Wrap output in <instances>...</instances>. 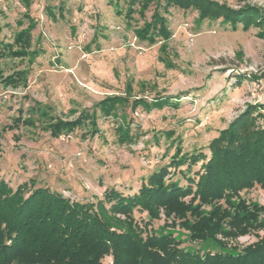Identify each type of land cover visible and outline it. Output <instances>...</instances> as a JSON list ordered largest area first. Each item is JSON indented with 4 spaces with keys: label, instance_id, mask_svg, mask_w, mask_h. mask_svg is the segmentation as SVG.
<instances>
[{
    "label": "rangeland",
    "instance_id": "rangeland-1",
    "mask_svg": "<svg viewBox=\"0 0 264 264\" xmlns=\"http://www.w3.org/2000/svg\"><path fill=\"white\" fill-rule=\"evenodd\" d=\"M131 1L0 0V179L12 189L34 180L37 188L71 201L96 203L111 188L137 193L163 167L166 181L186 186L179 171L187 166L170 164L178 152L210 156V143L251 106L264 127V0H211L230 11L252 8L262 15L263 22L236 29L221 18L202 20L195 8L165 12L161 0L170 36L156 35L154 42L138 32L154 21L159 2L142 10L135 3L131 10ZM23 31L29 33L26 48L22 37L17 40ZM108 97L130 99L106 114L101 105ZM134 99L169 103L132 109ZM84 113H95L96 128L86 121L59 137L49 129ZM122 124H129L131 140L120 136ZM241 196L264 206L260 185ZM110 215L124 221L120 231L130 228L126 216ZM133 219L143 237L151 229L173 233L188 251L209 250L192 242L178 215L168 217L163 207L147 228V212L137 208ZM261 237L264 228L218 239L229 244L225 252L237 253ZM103 262L113 264V257Z\"/></svg>",
    "mask_w": 264,
    "mask_h": 264
},
{
    "label": "trees",
    "instance_id": "trees-1",
    "mask_svg": "<svg viewBox=\"0 0 264 264\" xmlns=\"http://www.w3.org/2000/svg\"><path fill=\"white\" fill-rule=\"evenodd\" d=\"M154 1L159 2L154 21L138 32L140 38L151 42L156 35L170 36L166 20L159 13L163 6L161 0H132L130 3L132 10L135 3L141 2L142 10ZM164 1L165 12L171 6L195 8L200 10L202 20L221 18L234 29L240 23L248 28L262 21V15L252 8L235 12L211 0ZM28 34L23 31L17 38L23 42V48L29 46L25 39ZM129 99L108 97L101 107L109 114L118 104L129 103ZM166 102L134 99L131 108L141 105L150 110ZM257 112L251 106L223 130L210 143V156L198 151L192 155L178 152L172 157L170 164L175 169L187 166L186 171H179L188 182L186 186L166 181L168 167H163L151 174L137 193L124 195L111 188L105 192L104 199L94 203L71 201L49 188H37L34 180L14 190L0 179V264H104L107 256L113 257V264H264V237L237 253L225 252L229 244L218 239L219 235L234 239L264 228V206L241 196L243 190L255 185L264 189V127L258 121ZM80 118L73 122L59 120L49 125V129L59 137L86 121L96 128L95 113H84ZM34 121L32 117L29 123ZM129 124L118 127L126 141L132 139ZM94 130L93 133H97ZM200 162V169L191 176L193 167ZM189 196L188 201L184 200ZM206 206H212V211H205ZM162 207L168 217L173 213L178 215L180 225L190 233L192 242L208 245L209 250L204 254L188 251L173 233L158 234L151 229L143 237L140 227L133 224L134 210L138 208L148 213L147 228L158 218ZM111 213L126 216L130 228L120 231L124 221L111 217Z\"/></svg>",
    "mask_w": 264,
    "mask_h": 264
}]
</instances>
